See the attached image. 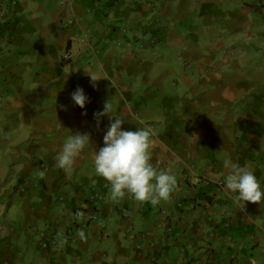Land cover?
I'll use <instances>...</instances> for the list:
<instances>
[{
    "label": "crops",
    "instance_id": "1",
    "mask_svg": "<svg viewBox=\"0 0 264 264\" xmlns=\"http://www.w3.org/2000/svg\"><path fill=\"white\" fill-rule=\"evenodd\" d=\"M111 97L121 130L151 128L168 201H114L95 173ZM262 139L264 0H0V264H264V200L224 185L229 160L264 191Z\"/></svg>",
    "mask_w": 264,
    "mask_h": 264
},
{
    "label": "clouds",
    "instance_id": "2",
    "mask_svg": "<svg viewBox=\"0 0 264 264\" xmlns=\"http://www.w3.org/2000/svg\"><path fill=\"white\" fill-rule=\"evenodd\" d=\"M91 77L92 87H96L95 75ZM112 84V83H111ZM113 87V85H112ZM72 99L80 108H85L87 97L82 88L72 94ZM86 115V112L84 113ZM109 117V127L104 135V147L93 155L95 173L110 184V198L114 201L131 195L140 203L158 205L168 201L176 190L177 179L169 170L159 169L152 161L151 149L154 146L153 132L150 127L138 126L136 131H123V124L128 121L114 113L112 97L105 101L103 111L94 113L99 128L102 117ZM129 122V121H128ZM92 142L90 134L75 133L66 138L62 150L56 157V167L70 169L75 158ZM264 151V139L261 140ZM228 169L224 185L234 194V203L261 204L264 191L254 172L247 166H240L229 160L224 161ZM44 173L41 172V175ZM83 235V233H81Z\"/></svg>",
    "mask_w": 264,
    "mask_h": 264
},
{
    "label": "built area",
    "instance_id": "3",
    "mask_svg": "<svg viewBox=\"0 0 264 264\" xmlns=\"http://www.w3.org/2000/svg\"><path fill=\"white\" fill-rule=\"evenodd\" d=\"M65 59L66 60H71L72 59V54L70 52H67L66 55H65ZM216 187L219 188V189L223 188V182L222 181H218L216 183ZM164 214H165V212H161L160 215H164ZM93 219L96 220V216L95 215H93Z\"/></svg>",
    "mask_w": 264,
    "mask_h": 264
},
{
    "label": "rangeland",
    "instance_id": "4",
    "mask_svg": "<svg viewBox=\"0 0 264 264\" xmlns=\"http://www.w3.org/2000/svg\"><path fill=\"white\" fill-rule=\"evenodd\" d=\"M23 192H24V191H23ZM17 198H18V197L16 196L15 199H17ZM57 213L59 214V212H57ZM65 220H66V219L62 218V221H65ZM42 249H43V247H42ZM43 250H44V249H43ZM29 259H30V260H33V257L26 258L25 261H24V263H25V264H32V263L29 261ZM34 264H35V263H34Z\"/></svg>",
    "mask_w": 264,
    "mask_h": 264
},
{
    "label": "trees",
    "instance_id": "5",
    "mask_svg": "<svg viewBox=\"0 0 264 264\" xmlns=\"http://www.w3.org/2000/svg\"><path fill=\"white\" fill-rule=\"evenodd\" d=\"M44 250L46 249V248H43Z\"/></svg>",
    "mask_w": 264,
    "mask_h": 264
}]
</instances>
